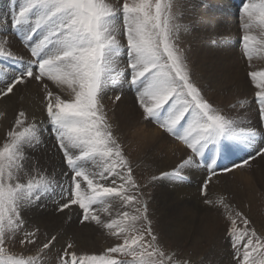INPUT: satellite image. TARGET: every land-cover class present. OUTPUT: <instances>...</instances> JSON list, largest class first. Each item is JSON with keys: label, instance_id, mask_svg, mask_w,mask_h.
I'll return each instance as SVG.
<instances>
[{"label": "snow or ice", "instance_id": "6c2138e0", "mask_svg": "<svg viewBox=\"0 0 264 264\" xmlns=\"http://www.w3.org/2000/svg\"><path fill=\"white\" fill-rule=\"evenodd\" d=\"M242 12L244 54L251 60L264 51V0L245 3ZM8 23L23 33L34 59L24 62L14 55L7 36L0 34V97L8 96L30 80L47 90L45 78L71 90L67 100L51 91L45 97L46 120L70 180L66 190L61 188L63 202L58 210L78 206L81 222L94 221L123 241L103 254L80 256L69 251L74 245L68 243L60 264H190L167 250L154 233L145 190L152 182L165 178L183 181L186 170L203 167L207 176L201 191L206 197L209 182L217 176L222 152L230 145L253 148L261 133L241 127L214 108L193 82L187 57L174 43L180 26L174 23L171 0H123L119 8L108 0H23ZM253 27L260 28L259 39L251 34ZM121 29L126 46L118 39ZM37 30H42V38L33 43L32 35ZM122 55L127 56L130 69L123 77L119 65ZM249 76L258 89L255 101L264 120V71H253ZM121 78L135 89L144 119L157 123L191 150L171 172L153 175L145 184L134 178L133 168L113 134L102 104L105 89ZM115 99L119 101L121 97L117 95ZM26 120L25 113L20 112L0 147V264H42L45 250L50 251L57 242V237L51 236L40 244L39 229L27 230L25 211L39 206L41 199L55 190L53 178L47 173L37 171L32 176L25 167L27 150L42 144L41 121L34 119L26 124ZM255 156L264 159V148L221 171L230 173L242 168ZM22 177L26 178L24 182ZM112 200L133 211H121L117 218L103 220L100 213L112 215ZM203 203L228 210L237 264H264V236L249 227V220L231 209L225 196L205 198ZM238 221L243 224L242 229ZM9 240L22 248L31 245L36 251L28 256L12 254L6 246Z\"/></svg>", "mask_w": 264, "mask_h": 264}, {"label": "bare ground", "instance_id": "6f19581e", "mask_svg": "<svg viewBox=\"0 0 264 264\" xmlns=\"http://www.w3.org/2000/svg\"><path fill=\"white\" fill-rule=\"evenodd\" d=\"M112 1L108 0L109 3ZM182 1L185 20L181 21L177 35L186 40V55L191 60L192 73L197 77L194 78L195 84L201 86V92L205 97L209 96L212 99L214 108L236 120L241 127H249V121L253 122L257 109L255 112L252 110V104H256L255 99L251 104L248 99L251 94L253 96L258 91L249 73L264 71V51L257 53L251 60L244 54L242 36L245 32L243 27L245 18L242 6L249 2L259 3V0ZM22 2L23 0H0V34L7 36L13 54L26 60L25 56L31 53L28 41L24 40L23 33L19 29H12L8 23L12 13L18 12ZM214 24L218 27H214ZM42 34V30H37L32 35L33 43L41 39ZM251 34L259 39L262 33L259 27H253ZM118 39L122 45L126 46L127 40L123 35V29ZM125 58L126 56L123 55L120 58V70L127 65ZM0 60H3L2 57ZM8 63L11 62L8 61ZM44 83L48 85L47 90L41 83L30 80L18 85L8 96L0 97V113H3V116H0V143L6 142V134L13 129L20 112L25 113L26 124L34 119L42 120L43 124L40 126L45 128L47 91L60 95L62 99L71 98V90L67 86H58L47 78ZM121 86L117 87L120 89ZM131 96L123 95L119 101L103 96L102 104L113 134L123 147L124 154L133 168V175L137 180L142 181L147 177L151 179L153 175L159 176L162 172H171L191 153L184 147L186 145L182 141L176 138V140L171 139L168 136L169 133H163L153 125L157 123L145 120L142 109L136 106ZM254 123L255 121L251 124ZM252 125L250 127H253ZM41 138L43 146L27 150L25 167L32 176L40 171L47 173L53 180H58L61 177L58 178L56 173L58 150L54 148L45 133H41ZM134 141L135 144L132 145ZM224 156L227 159L229 155ZM185 175L186 178L183 181L173 182L165 178L152 182L149 187L151 192L148 196L149 208L156 217V224L162 230L161 233L166 234L175 243H183L188 239L199 241L202 236L205 239H213L212 214H215V209L220 211L224 208L210 207L203 203L201 187L207 176L203 167H192L186 170ZM25 179L22 177V182ZM57 182L61 184L60 180ZM207 195L212 200L225 196L233 210H245L247 205L253 203L264 207V159L258 157L242 168L213 177L209 182ZM235 200H241L242 206L238 204V207H235L232 203ZM40 204L41 202L39 206L25 211L27 226H36L45 232L48 238L56 236L57 244H62L64 239L71 237L76 246L93 247L97 240L96 235L107 230L94 221H85L79 226L71 218L73 215L71 209L61 212L56 209H43ZM110 204L112 205L111 216L100 213L105 221L117 218L121 211H132V209L121 208L117 200L110 201Z\"/></svg>", "mask_w": 264, "mask_h": 264}, {"label": "rangeland", "instance_id": "374dc122", "mask_svg": "<svg viewBox=\"0 0 264 264\" xmlns=\"http://www.w3.org/2000/svg\"><path fill=\"white\" fill-rule=\"evenodd\" d=\"M171 2H172V12L174 14V23H176L180 26L182 23L181 21L185 20V19H183V17H184V15H183V4H182L183 1L182 0H171ZM122 3H123V0H113L111 2V4L117 8L121 7ZM242 8H243V6H242ZM214 25H215L214 27L217 26V24H214ZM12 29L15 30V27L14 28L12 27ZM174 43L178 49L183 50L185 56L187 57V55H186V51H187L186 40L183 37H178V35L176 34V36L174 38ZM24 48L27 49L26 47H24ZM26 51L30 52L28 50H26ZM29 54L30 55L25 56L26 60H23L24 62H29V61H32L34 59L31 56V53H29ZM123 56H126V55H123ZM125 59L127 60V56ZM6 63H8V62H6ZM187 63H188V67L191 70V72H190L191 78L194 82V80H195L194 78H197V77L192 73V63H191V60L188 59V57H187ZM121 73L123 76L130 73V69H128L127 65L125 67H122ZM121 81L119 80L117 82V84H114V85L108 87L107 89H105V92H104L105 95H103V96H108V98H110V100H112V99H115V97L117 95H119L120 97L123 95H129V96L133 95L131 97H132L133 101L136 103V106L139 108L137 101H135L136 100L135 89L133 87H131L123 78H121ZM200 82H201V80H200ZM118 84L120 86L122 84V86H121L122 89L118 88V87H120ZM197 87L200 88L201 86H197ZM118 90H119V92H116ZM200 90H201V88H200ZM111 92H113V93L111 94ZM124 92L125 93L128 92V94H125ZM129 92H130V94H129ZM204 98L207 99L211 104H213L212 99L209 96H206V97L204 96ZM254 99H255V95L252 96V94H251L250 98L248 99V102L251 104V103H253ZM42 108H44V106ZM256 109H257V112H255ZM252 110L255 112V117L257 119L254 117L253 122L255 121V123L253 125L251 124V123H253L252 120L249 121L250 122L249 127L252 125L255 128L258 125V127L255 129L258 130V128H259V132L261 133V134H258L257 137L255 138L254 147L250 148V149H244L241 147H239V148L238 147L236 148L235 146L232 147L231 145L228 146L226 148V150L228 152L225 150L224 153L226 152L225 153L226 156L227 155H229V156L226 159V157L224 156L225 154L222 152L223 154H221L220 160L222 163L225 162V164L218 167L219 169H217V175L228 174V173H223L221 171V169H223L225 166H232L234 163H240L243 158L250 156V154L255 155V151L257 149L264 148V127H263L264 126V123H263L264 120L262 121V119L260 117L257 102H256V104L255 103L252 104ZM256 113H258L257 114L258 116L256 115ZM44 115H45V120H44L45 128L43 129L41 126L40 127L42 128V133H45V135H47V137H49L51 143H53V145H54V148H56V150H58L57 153H59V154H56V156H57L56 164L58 166L57 167L58 170L56 169V173H58V178L60 176L61 177L58 180H55V179L53 180V188L55 191H54V193L50 192L48 195L44 196L40 201L41 202L40 206L42 205L41 207L43 209L46 208V209L58 210L59 204L62 203V200L60 199V195H59L61 192V188L66 190L70 184V180L67 179V177L65 175V173L68 172V169H67L66 164L64 163L62 152L59 150L58 145H57L56 140H55V137L52 134L50 125L48 124V122L46 120V112H44ZM107 120H108V118H107ZM45 121H46V123H45ZM42 122L43 121L41 120V124H43ZM108 122H109V120H108ZM153 125L155 127H158L163 133H167L163 129H161L158 126V124H153ZM253 127H251V128H253ZM126 134H127V132H126ZM261 135H262V137H261ZM168 136L171 139L176 140L173 135L168 134ZM131 144L134 145L135 141ZM1 145L3 146V143H0V146ZM43 145L44 144H41V146H43ZM51 147L53 148V146H51ZM184 147L187 148L186 146H184ZM187 150L191 153V150H189L188 148H187ZM229 153H231V155ZM258 157H260V156H255V159H257ZM224 158H225V160H224ZM255 159H251L250 162H252ZM64 166H65V168H64ZM237 169H239V168H236L235 170H237ZM60 173H61V175H60ZM56 176H57V174H56ZM134 178L136 179V176H134ZM148 179L151 180L150 177H147V178H143L142 181H141V179H138V180L136 179V181L139 184L141 182H142L141 184H145V183L149 182ZM59 180H60V183L62 185L59 184V182H57ZM57 185H59V187H57ZM82 187H84V185H82ZM145 191L147 192L148 196H150V194H151L150 189L147 188ZM202 194H201V196H202L201 198L209 199V196L207 194H206L207 195L206 197H205L204 193H202ZM241 200H235L232 203L235 207H238V204L241 205V203H240ZM69 209H71L73 211L72 212L73 215L71 216V218H73V220L75 222H77V224H79V226L84 224L85 221L81 222L82 212L78 209V206L73 205ZM66 210H68V209H65L64 211H66ZM214 211H215L214 212L215 214H212L213 221L211 224V227H212L211 229L213 230V234H214L213 239H210V240L205 239L204 236H202L201 240H199V241H193V240L188 239L186 242H183V243H175L170 237H167L166 234H164L163 232L161 233L162 230L156 224L157 223L156 217H155L153 211L151 210V208H149L150 219L152 220L153 231L157 235V237L161 240L163 246L167 250L176 252L181 258L190 261V264H237V260L235 259L237 252H236V249H234L232 247L233 237L230 235L229 221L227 219V211L228 210L223 209V210L219 211V209H218V211H217L215 209ZM240 212L243 214L244 217H246L249 220V222H250L249 227L255 229L257 231L258 235L264 236V207L262 205L259 206L258 203H256V205H254V203H253V204L247 205V208L245 210H240ZM238 227L240 229H242L244 227L240 221H238ZM35 229H38V228L34 225H31V226L28 225L27 226L28 231H32ZM19 235L22 236L23 233H20ZM37 235L39 237L40 244H42L43 242H46L47 239L51 238V237L48 238L47 234L45 232H43L41 229H39ZM95 238L97 240H96V243L94 244L93 247L76 246L75 241L72 240L73 238L71 239V237H67L66 239H64L62 244H57L55 242V246L51 247L50 251L45 250V254L43 255V259H42V264H60V257L63 255L64 249L66 248L68 243H72L74 245V247L72 249H69V251H75L77 253V255L80 256V255L103 254L107 248L112 247V246H116L117 244L123 242L122 238H117L116 236H113L111 234L110 230H104V231L100 232L99 234L96 235ZM40 244L37 245V248L40 246ZM6 246L8 247L10 253L18 255V256L19 255L28 256L30 254L35 253V251H36V248H33L31 245L28 246V248H22V246L19 245V243L14 242L12 240L7 241ZM240 255L242 256V252L240 253ZM119 258L127 260V261L132 260V257L121 256Z\"/></svg>", "mask_w": 264, "mask_h": 264}]
</instances>
